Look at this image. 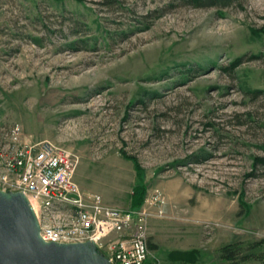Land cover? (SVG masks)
<instances>
[{"label": "rangeland", "instance_id": "obj_1", "mask_svg": "<svg viewBox=\"0 0 264 264\" xmlns=\"http://www.w3.org/2000/svg\"><path fill=\"white\" fill-rule=\"evenodd\" d=\"M16 125L74 154L86 202L162 195L153 264H264V0H0V178Z\"/></svg>", "mask_w": 264, "mask_h": 264}, {"label": "built area", "instance_id": "obj_2", "mask_svg": "<svg viewBox=\"0 0 264 264\" xmlns=\"http://www.w3.org/2000/svg\"><path fill=\"white\" fill-rule=\"evenodd\" d=\"M10 135L12 148L7 150L6 163L14 176L1 177L0 189L19 190L27 196L44 241L93 240L113 264H153L146 223L163 212L159 192L145 196L137 210L86 202L74 181L72 152L49 140L24 141L18 125Z\"/></svg>", "mask_w": 264, "mask_h": 264}, {"label": "water", "instance_id": "obj_3", "mask_svg": "<svg viewBox=\"0 0 264 264\" xmlns=\"http://www.w3.org/2000/svg\"><path fill=\"white\" fill-rule=\"evenodd\" d=\"M22 191L0 189V264H113L93 240L44 241Z\"/></svg>", "mask_w": 264, "mask_h": 264}, {"label": "trees", "instance_id": "obj_4", "mask_svg": "<svg viewBox=\"0 0 264 264\" xmlns=\"http://www.w3.org/2000/svg\"><path fill=\"white\" fill-rule=\"evenodd\" d=\"M192 2L194 5L197 6H221V7H225L229 4V2L231 0H187ZM238 61H240L238 59ZM236 61V63L238 62ZM234 63V64H236ZM125 157H129L133 160V162L135 163L136 169H137V173H140V169L138 168V164L136 162V159L133 156H125ZM254 164L255 165H263L264 166V155L260 156V157H256L254 159ZM132 208L133 209H137L140 208L141 205L143 204L144 198H145V188L143 186H137L133 189L132 192ZM149 247L154 248V246H152L151 244H149ZM221 257L225 260L228 261H235L237 258V252L239 251V249L236 247V244H230L227 246H224L223 248H221ZM247 254L245 256H242L240 258V260H246L249 258H254V259H259L258 257H262L261 254ZM172 258L173 259H179L181 261H187L190 262L191 260H193V255L190 252H179V251H174L172 252ZM150 263H152L151 258L149 260Z\"/></svg>", "mask_w": 264, "mask_h": 264}]
</instances>
